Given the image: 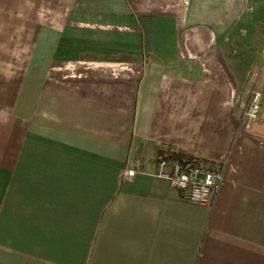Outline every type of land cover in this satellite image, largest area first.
<instances>
[{
    "label": "crops",
    "instance_id": "crops-1",
    "mask_svg": "<svg viewBox=\"0 0 264 264\" xmlns=\"http://www.w3.org/2000/svg\"><path fill=\"white\" fill-rule=\"evenodd\" d=\"M262 54L264 0H0V264H264Z\"/></svg>",
    "mask_w": 264,
    "mask_h": 264
},
{
    "label": "built area",
    "instance_id": "built-area-1",
    "mask_svg": "<svg viewBox=\"0 0 264 264\" xmlns=\"http://www.w3.org/2000/svg\"><path fill=\"white\" fill-rule=\"evenodd\" d=\"M260 98L261 93L257 89L250 91L243 110L246 127L259 112ZM155 161L157 167L155 174L166 178L184 200L212 205L223 180L225 161L206 160L199 156H183L176 160H168L163 154H157ZM134 173V169H127L124 174L126 179L130 180Z\"/></svg>",
    "mask_w": 264,
    "mask_h": 264
},
{
    "label": "trees",
    "instance_id": "trees-1",
    "mask_svg": "<svg viewBox=\"0 0 264 264\" xmlns=\"http://www.w3.org/2000/svg\"><path fill=\"white\" fill-rule=\"evenodd\" d=\"M158 153H162L165 156V158L168 160H176V159L183 157L182 155L176 154L169 150H162V151H159Z\"/></svg>",
    "mask_w": 264,
    "mask_h": 264
},
{
    "label": "rangeland",
    "instance_id": "rangeland-1",
    "mask_svg": "<svg viewBox=\"0 0 264 264\" xmlns=\"http://www.w3.org/2000/svg\"><path fill=\"white\" fill-rule=\"evenodd\" d=\"M259 65H260V69L262 70L263 68H264V54H262V56H261V58H260V60H259ZM260 70V71H261ZM252 89H254V87L252 88ZM251 89V90H252ZM256 89V88H255ZM250 94V93H249Z\"/></svg>",
    "mask_w": 264,
    "mask_h": 264
}]
</instances>
